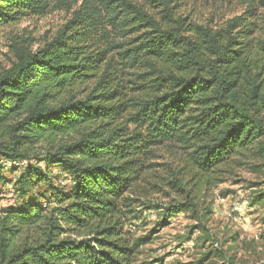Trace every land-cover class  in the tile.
I'll return each instance as SVG.
<instances>
[{"label":"trees","instance_id":"obj_1","mask_svg":"<svg viewBox=\"0 0 264 264\" xmlns=\"http://www.w3.org/2000/svg\"><path fill=\"white\" fill-rule=\"evenodd\" d=\"M246 1L212 28L177 14L176 0H85L42 46H14L0 70V182L20 202L0 208V264H135L155 230H130L142 212L157 213L156 228L180 211L196 217L205 188L239 166L264 170V26L254 18L264 0ZM54 2L0 0V29ZM108 29L136 36L116 44ZM163 146L178 167L165 163L169 177L154 186L182 200L134 198ZM211 257L234 264L221 248L194 264Z\"/></svg>","mask_w":264,"mask_h":264},{"label":"rangeland","instance_id":"obj_2","mask_svg":"<svg viewBox=\"0 0 264 264\" xmlns=\"http://www.w3.org/2000/svg\"><path fill=\"white\" fill-rule=\"evenodd\" d=\"M132 1L142 3L146 7L149 4L148 0ZM84 3L85 0H55L50 13L26 17L2 27L0 70L9 67L14 61V46L31 50L42 46L66 25L72 14L80 10ZM176 3L177 14L186 16L190 22L212 28L222 27L225 21L242 14L247 7L246 0H176ZM254 18L258 24L264 26V7L255 9ZM109 31L113 43L116 44L125 43L130 41V37L136 36L124 38L114 31ZM96 43L99 48V34L96 36ZM125 78L130 77L126 75ZM169 148L163 146L156 149L154 161L160 165L152 169L148 179L137 185L139 192L136 191L134 198L163 204L173 203L175 199L182 200L184 194L174 192L169 187L157 190L154 186L165 176L169 177L165 163L173 164V168L178 167L177 162H173L176 157L171 155ZM251 162L259 163L255 159ZM263 171H254L249 165L239 166L224 182L213 188H205L194 199L199 212L196 217L190 211H180L169 219L166 226L156 228L157 213L152 210L142 212L141 221L132 220L130 230L132 229L135 235L155 230L150 242L139 248L135 264H194L204 251L214 248H221L226 257L233 256L234 264H264V199L251 202L255 192L264 191ZM55 173L61 183H66L67 176L64 173L57 170ZM3 174L6 178L13 179L8 171ZM9 186L0 182V208L20 202V199L13 198L7 190ZM207 206L211 212L205 214ZM200 221L205 225L204 231L191 228L199 225ZM220 263L211 257L201 264Z\"/></svg>","mask_w":264,"mask_h":264},{"label":"built area","instance_id":"obj_3","mask_svg":"<svg viewBox=\"0 0 264 264\" xmlns=\"http://www.w3.org/2000/svg\"><path fill=\"white\" fill-rule=\"evenodd\" d=\"M4 164H5V166H12V165L17 166V165H19V163H10V162H6Z\"/></svg>","mask_w":264,"mask_h":264}]
</instances>
